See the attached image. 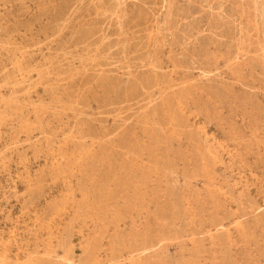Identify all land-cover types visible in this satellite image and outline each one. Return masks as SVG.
Masks as SVG:
<instances>
[{
  "label": "rangeland",
  "instance_id": "obj_1",
  "mask_svg": "<svg viewBox=\"0 0 264 264\" xmlns=\"http://www.w3.org/2000/svg\"><path fill=\"white\" fill-rule=\"evenodd\" d=\"M132 263L264 264V0H0V264Z\"/></svg>",
  "mask_w": 264,
  "mask_h": 264
},
{
  "label": "bare ground",
  "instance_id": "obj_2",
  "mask_svg": "<svg viewBox=\"0 0 264 264\" xmlns=\"http://www.w3.org/2000/svg\"><path fill=\"white\" fill-rule=\"evenodd\" d=\"M152 248H154V246H147V247H141V248H139V249H137L136 251H134V252H132V254H130L131 255V258H133V256H134V254H136V253H138V252H140V251H143V250H151ZM96 249H97V247H94V248H91L90 249V252H89V254H90V260L94 263H100V261H99V259L97 258V256H96ZM133 264V263H132ZM134 264H136V263H134Z\"/></svg>",
  "mask_w": 264,
  "mask_h": 264
}]
</instances>
